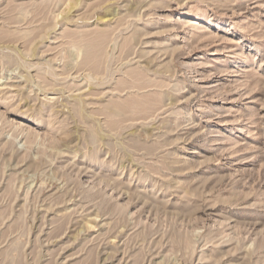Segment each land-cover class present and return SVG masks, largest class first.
<instances>
[{
	"label": "rangeland",
	"instance_id": "rangeland-1",
	"mask_svg": "<svg viewBox=\"0 0 264 264\" xmlns=\"http://www.w3.org/2000/svg\"><path fill=\"white\" fill-rule=\"evenodd\" d=\"M0 264H264V0H0Z\"/></svg>",
	"mask_w": 264,
	"mask_h": 264
}]
</instances>
